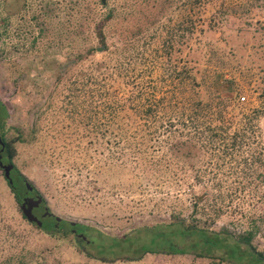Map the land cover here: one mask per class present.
<instances>
[{
  "label": "trees",
  "instance_id": "1",
  "mask_svg": "<svg viewBox=\"0 0 264 264\" xmlns=\"http://www.w3.org/2000/svg\"><path fill=\"white\" fill-rule=\"evenodd\" d=\"M167 3L166 14L176 19L173 27L161 19L145 22V28L139 23L128 36L112 45L107 43L111 23L122 15L138 17L130 4L111 7L107 0L88 4L85 0H64L62 12L55 16L52 12L44 13V22L38 25L40 34L44 32L43 24L53 23L51 20L56 17L59 21L55 32L60 34L61 50L72 46L79 50L83 46L74 56L66 52L73 64L56 86L64 84L63 77L70 75L63 99L70 106L67 110L83 116V129L93 137L90 144L99 147L103 143L107 150H119V158L128 168L125 174L144 171L152 178L170 174L176 188L183 187L189 178L192 187L204 184L191 197L193 206L188 218L172 214L168 221L149 228L159 233L164 243L180 253L192 248L188 252L194 257L223 258L232 250L241 262L264 264V250H258L253 243L257 230L236 234L225 228H212L216 219L228 215L238 196L246 191L257 194L264 184V143L259 125L264 118V91L257 95L256 105H244L246 91L236 78L238 73L243 79L248 77L247 85L257 79L264 86V69L253 72L244 63L243 55L241 59L237 57L235 46L236 41L243 39L237 35L250 32L263 41L260 50L264 56V23L254 20L264 10V0ZM83 10H87L86 18L82 16ZM102 10L104 16L90 26V31L92 17ZM232 19L241 20L244 27L235 28ZM10 20L1 18L0 28H10ZM25 26L27 22L23 21L15 30L21 34ZM90 39L100 44L101 53L99 47L84 45ZM187 46L198 59L192 57L180 65L175 56ZM6 50L3 46L0 54L10 57ZM2 141L4 154L11 161L15 155L13 143L4 140L3 135ZM12 173L17 176L13 175L12 184H7L18 203L28 182L16 168ZM209 209L215 220L208 219ZM74 226L86 236L89 227ZM82 241L77 239L76 244ZM117 246L119 242H113L109 249Z\"/></svg>",
  "mask_w": 264,
  "mask_h": 264
},
{
  "label": "rangeland",
  "instance_id": "2",
  "mask_svg": "<svg viewBox=\"0 0 264 264\" xmlns=\"http://www.w3.org/2000/svg\"><path fill=\"white\" fill-rule=\"evenodd\" d=\"M53 1V4H47L41 0H0V20L11 19L10 28H0V50L4 46L10 53V57L0 54V104L3 107L0 108V136L3 135V139L13 143L15 148L11 161L4 156L3 165L11 164L16 168L26 178L34 195L44 200L37 212L43 223L38 229L23 218L19 203L0 169V264H248L233 256L232 250L223 258L194 257L188 252L192 248L188 253H180L164 243L159 233L149 229L157 222L168 221L172 214L188 218L193 206L191 197L199 193L204 184L192 187L189 178L183 187L176 188L170 174L163 178H152L144 171L127 175L125 170L128 168L122 164L119 150H107L103 143L99 147L89 143L93 137L86 135L87 130L83 129V116L71 114L67 110L70 106L63 100L70 75L63 77L64 84L56 86L58 79L73 64L66 52L74 56L83 46L79 50L76 46L61 50L60 34L55 32L59 21L56 17L51 20L53 23L43 24L44 32L40 34L38 25L44 22L41 20L43 14L52 12L55 16L63 11L64 0ZM94 1L99 2L85 0L86 4ZM171 1L107 0L111 7L130 4L138 15L136 19L122 15L111 23L107 43H119L139 23L145 28V22L154 19H161L173 27L176 19L164 10ZM101 12L92 17L93 22L88 24L90 31V26L104 16L105 10ZM82 16L87 17V10H83ZM254 20L264 23V10L258 12ZM23 21L27 26L19 34L15 29ZM232 21L235 28L244 27L241 20ZM237 36H243L236 41L237 57L244 56L247 61L244 63L253 72L264 69V56L260 50L263 41L250 32ZM84 45L100 48L93 39ZM175 57L180 65L192 57L198 59V55L190 53L188 46ZM237 76L246 91L244 105H256L257 95L264 91V86L257 79L247 85L248 77L243 79L238 73ZM220 84L219 79L216 88H221ZM259 125L264 143V118ZM13 175L11 173V177ZM44 208L61 221L42 220ZM228 211V215L216 219L212 228H225L236 234L257 230L253 243L258 250H264V184L257 194L250 195L246 191L238 196ZM207 213L208 219H214L211 209ZM70 223L89 227L84 236L86 241L80 245L71 235L73 227ZM113 242H119V246L109 249ZM227 247L231 248V245ZM102 249L104 253H100ZM123 258L129 260H121Z\"/></svg>",
  "mask_w": 264,
  "mask_h": 264
},
{
  "label": "water",
  "instance_id": "3",
  "mask_svg": "<svg viewBox=\"0 0 264 264\" xmlns=\"http://www.w3.org/2000/svg\"><path fill=\"white\" fill-rule=\"evenodd\" d=\"M101 1H102V3L105 2V0H101ZM101 50H102V48H99L98 52H100ZM0 146H1L0 152H3L4 144L1 140V138H0ZM0 169L3 171L4 178L11 185L12 179H11L10 173L13 170V166L11 164L3 165V163L0 161ZM25 186H26L28 191H32V187L28 183H26ZM41 202H42V199L37 196V199H33V198L25 199L23 204L20 205V211H21L22 215L24 216V218L29 223L35 224L37 227H42V222L32 214V209L37 208ZM47 213H48V211L45 208V214H47ZM45 214L43 215V217H45ZM55 221H56V223H59L61 221V219L56 217ZM74 225H75L74 223H71L72 227ZM84 239H85V237H84Z\"/></svg>",
  "mask_w": 264,
  "mask_h": 264
},
{
  "label": "flooded vegetation",
  "instance_id": "4",
  "mask_svg": "<svg viewBox=\"0 0 264 264\" xmlns=\"http://www.w3.org/2000/svg\"><path fill=\"white\" fill-rule=\"evenodd\" d=\"M0 138H1V140H2V137L0 136ZM3 142V141H2ZM4 144V143H3ZM4 149H5V147H4ZM0 150H1V146H0ZM4 156H5V154H4V150H3V152H0V161L3 163V161H4ZM8 159V158H7ZM13 171V170H12ZM12 171H11V173H12ZM11 173H10V176H11ZM12 179V178H11ZM37 196L39 197V195H34V191H33V189H32V191H26V192H24L23 193V195L20 197V198H18V203H19V206L21 205V204H23V202H24V200L25 199H27V198H33V199H37ZM41 198V197H40ZM42 199V198H41ZM41 205H42V202L39 204V206L37 207V208H33L32 209V214L36 217V218H38L37 217V212L40 210V208H41ZM48 211V210H47ZM45 214V208L43 209V214L41 215V219L42 220H44V219H46V218H54V220H55V218L56 217H54L51 213H47V214H45V217H43V215ZM56 222V221H55ZM33 224V223H32ZM43 224V223H42ZM70 232H71V235L73 236H75V238L74 239H81V240H83V241H86V238L84 239V236H83V234L81 233V234H79L80 232H78V230L75 228V226H73V228L70 230Z\"/></svg>",
  "mask_w": 264,
  "mask_h": 264
}]
</instances>
